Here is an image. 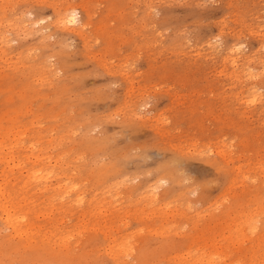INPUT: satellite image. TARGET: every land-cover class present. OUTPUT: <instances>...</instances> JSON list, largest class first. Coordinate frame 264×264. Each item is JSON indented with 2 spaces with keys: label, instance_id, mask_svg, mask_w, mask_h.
<instances>
[{
  "label": "rangeland",
  "instance_id": "1",
  "mask_svg": "<svg viewBox=\"0 0 264 264\" xmlns=\"http://www.w3.org/2000/svg\"><path fill=\"white\" fill-rule=\"evenodd\" d=\"M154 1L0 0L5 39L29 21L46 25L4 47L0 130L9 121L25 129L20 144L56 160L83 195L80 205L66 206L41 190L17 199L24 211L32 207L27 218L35 225L45 230L56 221L67 232L70 264H117L104 246L118 236L133 246L122 264L208 257L212 244L220 245L209 255L218 264H264V53L256 51L264 0ZM65 6L85 23L80 31L52 25ZM236 43L251 61L249 80L221 62V49ZM4 169L17 191L19 179ZM155 185L152 202L146 195ZM246 214L256 221L253 235L245 224L242 236L232 233L238 241L225 239V226ZM0 250V264H49L28 249Z\"/></svg>",
  "mask_w": 264,
  "mask_h": 264
},
{
  "label": "bare ground",
  "instance_id": "2",
  "mask_svg": "<svg viewBox=\"0 0 264 264\" xmlns=\"http://www.w3.org/2000/svg\"><path fill=\"white\" fill-rule=\"evenodd\" d=\"M53 2H55V1H53ZM148 10H150V8H148ZM147 12L148 11H146V13ZM41 20H42V18H39V19H35V20H32V21L27 22L28 23V27H23L24 25H22L21 27L18 28V33H17L18 35H16L14 38H11V39H7L6 38L5 39V36L1 34L0 35V58H1L2 54L4 53V47L8 44V42L17 40L18 37H21V38L24 37L25 38V37L31 35L30 34L31 33L30 32L31 30H34V32H41L42 30H45L46 29V25H39V23L41 22ZM52 25L54 27H57V28L63 30V31H69V32L77 31L78 32V31H80L84 27L85 23L79 21V19L77 18V15H76V11H75V9L72 6H65V7L62 8L61 11H57L54 14V17H53V20H52ZM259 27H261V26L259 25ZM240 46H239V44L236 43V44H233L231 46H227V47L222 48L221 50L224 51V56H223L221 62H223L224 64L229 65L230 67H232L233 68V72H235L236 74L239 73L240 75L239 76L236 75L237 77H241L242 75H248L249 78H247V79L249 80L250 77L251 78L254 77L255 74L250 71V67H251V64H250L251 61H250V59H243L241 57V54H240V51H241L240 49L241 48H240ZM256 51H259L260 52V53L258 52L259 54H263L264 53V41L263 40H260L259 41V47L256 49ZM253 53H255V52H253ZM259 58H260L259 59L260 65L264 69V54H263V57L261 56ZM236 69H238V70H236ZM243 70H245L246 73H242ZM226 74L229 75V72L226 73ZM235 79H237V78H235ZM30 80H31V78H30ZM238 81H240V80L238 79ZM254 96L255 95H251V99L245 98L246 100L247 99L249 100V102H248L249 105L251 104V102H253V101L256 100V98ZM241 102H242V99H241ZM242 103L244 104V102H242ZM14 126H15V122H13V121L10 122L9 121V124H8L6 130L4 132H2L0 130V161L2 162V165H3V166H0V230L3 231L2 232L3 234L2 233L0 234V237H1L0 238V246H5L8 249L9 248H13L14 250H16L18 252L19 251H22V250H27V249L28 250H31L35 254L36 260H39V261H41L43 263H49V264L50 263H53V264H70V261H68V259L70 257V254L72 253V251H71V248L69 247V245L67 243V238H68L67 232L63 231L62 229H59L60 226H58V223L56 221H50V222H48V227L45 230H44V227L35 225L31 220H29L27 218V211L31 210L32 207H28L27 208V206H26V210L27 211L26 210L24 211V209L22 207V204L19 202V199H17V197L20 194V192L21 193H26L27 191H34V190H37L38 191V190H41V191H43V192H45L47 194L46 199L51 204H54L52 201H55V202L58 203V205H62V206L73 205V204L74 205H80L82 203V201H83V195L81 194L82 192L78 190L77 186L70 179L69 176H67V175H61L59 173V171H57V169L55 168V165H54L56 163V160H53L54 164H51V159L49 158L48 155H46L45 157H41L42 156V153L40 151H36L35 149H33V144L34 143H32V142L29 143L28 145H25V146H23V143L20 144L22 142L21 139L25 135V132L26 131H25V129L13 130ZM1 128H2V126L0 124V129ZM67 135H68V133H67ZM58 136H59V134H58ZM72 136H73V134H72ZM5 140H7L8 142L4 144ZM63 140H65V139H63ZM67 140H68V138H67ZM35 145H36V143H35ZM4 149L6 150L5 152H4ZM36 149H37V147H36ZM217 152L220 153V151H218V150H217ZM78 157H80V156H78ZM99 163H101V162H99ZM5 167L8 168L9 172H10V170H13V173H14L13 179H15V178L16 179L17 178L19 179V187L16 189L17 191H15V190L13 191L12 189H9L7 187V184H6L7 180H5L6 178H4V177H6V176H4V172L6 171V169H4ZM159 180H161V179H159ZM11 185H12V183H11ZM157 187H158V185H155L153 187H150V189L148 190V194L146 195V199H149L152 202H155L157 200L156 199L157 196H156V193H155V189ZM102 199H98V200H95L94 199L93 203L100 202V201H102ZM107 201H105V202H107ZM88 203H90V201ZM104 203L102 202V204L100 203L99 205H103ZM51 204H49V205H51ZM40 206H42V205H40ZM241 208H243V207H241ZM257 208H259V207H257ZM46 209H44V211ZM245 209H246V207H245ZM257 211H259V210H257ZM90 212H91V209H90ZM90 212H89V214H90ZM245 212L247 213L248 211H245ZM178 213H180V211ZM256 213H255V215H256ZM260 213H262V212H260ZM174 214H176V213H174ZM226 214H228V213H226ZM247 214L244 215V218L243 219H241L240 216L238 215L239 216L238 218H240V221L238 220L239 222H237V221H235L233 219L236 222V224L231 223V224H228V225L225 226V228L227 227L226 230L228 231L227 232L228 234H226V236H224L225 239L232 238L231 237V234L233 232L234 233H237V231H238V234H240V231L239 230L241 228L244 229L243 227H244L245 224H247L246 226L250 227V229H249L250 232L249 233L247 232L248 234H250L251 232H253L255 230V227L257 226V224L255 223L256 221L254 220V218H252L253 219V222H250V220L252 221V219H251L250 216H247ZM250 214H251V212H250ZM262 214H264V213H262ZM241 215L243 216V213ZM255 215H253V216H255ZM233 216H234V214H233ZM255 218H256V216H255ZM71 219H69V220H71ZM230 221H232V219ZM228 223H230V222H228ZM247 230L248 229H246V231ZM243 232H245V230ZM59 234H64V235H59ZM238 234H236V235H238ZM223 235H225V234H223ZM240 235L242 236V234H240ZM239 236H237V237H239ZM224 237H223V240H224ZM234 238H235V236H234ZM243 238L241 237L242 241H243ZM249 238L247 240H250ZM216 239H218V238L216 237ZM214 240H215V238H214ZM223 240H221V242L219 240L218 241L222 244V241ZM242 241H241V243L240 242L239 243L242 244ZM209 242H210V240H209ZM224 242L226 243V241H224ZM216 243H217V240H216ZM231 243H232V245L234 244L232 241H230V244ZM239 243H238V245L241 247V245ZM212 245L210 247H211V249H214V250L211 252V254H213V252H216V253L220 254L221 253L220 252L221 250L217 252V250H219L220 248L219 249H216L217 247H220V245H218V244H217L218 246L215 245V244H212ZM223 245H225V244H223ZM237 246H236V248H237ZM132 247L133 246L129 244V241L128 240H125L123 237L118 236V237H109V238H107L106 244L104 246V249L110 254V256H111L110 258L114 259L115 262H117V264H122L123 261L125 262V260H123L124 257H126V256L128 257V255L130 254ZM197 247H196V249H198ZM232 247H234V246H232ZM240 247L238 249H240ZM227 249H228V246H227ZM251 252L254 253V249L251 250ZM185 253H186V251H185ZM193 253H194V251H193ZM202 254H203V252L202 253H199L198 255H196L193 259L179 260L178 262H175L174 264H218L217 263L218 259H216L217 260L216 261L213 258H211V256H209L211 254H209L208 257H204L203 256L204 254L203 255ZM222 254H223V248H222ZM224 254H223V256H224ZM215 255H217V254H215ZM118 256L121 257L122 261L119 259ZM51 258H57L59 260V262L50 261ZM214 258H215V256H214ZM217 258H219V257L217 256ZM224 261L220 260V262H224ZM236 262H237V260H236ZM249 262H247V263H249ZM251 263H253V262H251ZM224 264H228V262L227 263L224 262Z\"/></svg>",
  "mask_w": 264,
  "mask_h": 264
}]
</instances>
